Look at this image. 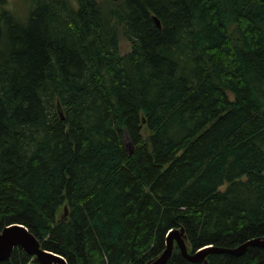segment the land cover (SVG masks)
<instances>
[{"label": "trees", "instance_id": "trees-1", "mask_svg": "<svg viewBox=\"0 0 264 264\" xmlns=\"http://www.w3.org/2000/svg\"><path fill=\"white\" fill-rule=\"evenodd\" d=\"M29 1L0 9V230L68 264H146L176 228L190 251L263 237L264 0ZM207 259L166 264L264 247Z\"/></svg>", "mask_w": 264, "mask_h": 264}, {"label": "water", "instance_id": "water-1", "mask_svg": "<svg viewBox=\"0 0 264 264\" xmlns=\"http://www.w3.org/2000/svg\"><path fill=\"white\" fill-rule=\"evenodd\" d=\"M154 20L158 27L161 28V22L156 15H154ZM59 113L61 118L64 119V114L60 105ZM143 121L145 122V119ZM125 144L129 153L132 154L135 150V146L128 134L125 135ZM67 214L68 207L65 205L61 218H64ZM187 240L188 237L184 228L169 230L166 235L165 250L146 264H166L172 256L175 244L179 247L182 255L191 262H208L207 256L212 253L237 254L243 252L249 246L264 247V236L248 239L235 247L207 245L196 251L189 250ZM17 247L25 250L30 255L35 256L38 264H68L66 258L61 254L43 248L38 237L26 226L14 223L7 225L0 230V261L10 258L14 249Z\"/></svg>", "mask_w": 264, "mask_h": 264}, {"label": "rangeland", "instance_id": "rangeland-1", "mask_svg": "<svg viewBox=\"0 0 264 264\" xmlns=\"http://www.w3.org/2000/svg\"><path fill=\"white\" fill-rule=\"evenodd\" d=\"M29 0H0V9H7L21 19H26L30 10ZM119 47L122 53H126L130 50L131 42L127 38L121 37ZM144 136L149 133L147 128L143 129Z\"/></svg>", "mask_w": 264, "mask_h": 264}]
</instances>
